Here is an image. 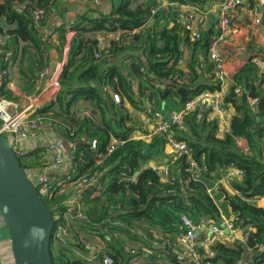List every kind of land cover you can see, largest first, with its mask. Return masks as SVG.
<instances>
[{
    "label": "trees",
    "instance_id": "16d2710c",
    "mask_svg": "<svg viewBox=\"0 0 264 264\" xmlns=\"http://www.w3.org/2000/svg\"><path fill=\"white\" fill-rule=\"evenodd\" d=\"M57 1L0 0V71H8V80L0 87V97L15 98L7 86L9 69L17 67L24 90L31 92L39 74L49 66L47 42L41 28L46 19L37 25L32 7L43 8L49 16L55 12ZM163 1L161 7L158 0L141 3L138 0H114L108 13L89 10L83 13L73 28L70 56L61 74V89L35 114L53 121L71 142L77 174L103 173L104 188L100 196L94 198L96 207L84 209L85 217L80 222L88 225L87 231L105 242L109 248L102 254L112 255L114 264H130L132 257H136L139 264L137 250L132 253L124 248L130 240L138 239L135 232L138 226L142 227L141 235L152 249L168 254L171 264H181L185 259L174 254L168 247V238L158 237L153 229L158 228L164 236L179 234L182 213L195 221H221L222 214L239 215L254 230L245 242H215L212 248L216 255L210 259L216 264H264V208L254 202L264 197V70L258 61H248L242 66L224 97L225 108L233 110L229 131L224 137L219 136L218 118L210 119L213 106L209 103L204 108L197 107L181 126L171 125V131L191 147L199 171L191 170L188 157L184 156L172 166L169 179L162 180L161 175L145 164L153 159L164 161L167 157L165 134L151 141L132 135L136 125L134 128L126 102L150 116L158 109L167 114L181 109L189 99L207 90L214 92L221 88V81L214 75L213 63L210 62L202 73L199 56V52L203 56L207 52L209 55L215 33L205 30L200 39L191 40L189 32L176 23L181 7L195 6L206 12L212 0ZM165 2L176 3V6ZM214 24H211L212 29ZM64 30L63 27L60 29V39L65 37ZM98 32H123L124 46L113 40L107 47L113 50L116 60L96 58V52L102 48L100 39L92 34ZM1 35L7 38L2 40ZM183 41L190 43L193 49L188 71L178 66L183 55ZM127 49L141 50L146 61L136 53L124 56ZM127 58L129 61L124 62ZM206 74V79H202ZM136 82L137 91L134 90ZM104 88L119 93L121 102H115L112 93ZM81 101L91 106L84 116L75 112V106ZM113 136L123 142L109 153ZM238 138L247 142V149L237 144ZM93 139L98 142L95 149L90 145ZM70 149L72 151V147ZM47 157L40 148L19 160L25 169H29L45 165ZM232 166L244 169L246 174L230 181L232 192L229 193L220 179ZM124 172L129 175L138 172L136 181L121 180ZM235 190L242 195L236 194ZM42 195L50 207L58 200H66L65 195ZM70 208L69 204L61 205L62 210ZM56 226L57 221L54 230ZM155 245H159L158 248ZM57 247L52 240L53 264H90L73 253L70 257V252L65 250L66 254L59 251L56 255ZM199 249L205 252L202 247Z\"/></svg>",
    "mask_w": 264,
    "mask_h": 264
},
{
    "label": "crops",
    "instance_id": "0c3cea01",
    "mask_svg": "<svg viewBox=\"0 0 264 264\" xmlns=\"http://www.w3.org/2000/svg\"><path fill=\"white\" fill-rule=\"evenodd\" d=\"M161 1V0H158ZM223 0H212L211 7L208 11H206L208 15V19L206 24L204 25L202 20H196V26L201 29V32L205 30H210L211 24H214V28L212 29L213 33H216V25L219 18V10L221 7V3ZM244 0V4L240 6L236 12L232 16V28L227 37V39L221 43L220 49L225 56V81L224 86L225 90L228 91L230 86L234 83V78L242 68V66L248 61H258L259 64L262 60H264V0ZM114 0H103L99 4H95L93 2H84L83 0H58L57 7L54 13L50 14L48 18L41 25L42 35L47 42V56L49 58V66L44 70L47 72L44 78H41L42 86L39 91L35 89V86L31 92H26L24 90V86L22 85V81L20 79V74L17 71V67L9 69V81L7 83L8 88H10L14 94L15 98L10 99H21L24 95L27 94H50V88L52 84V76L57 73L61 66H65L68 62L70 56V47H71V39L72 35L70 30L67 29V26L70 22L77 20L83 13L86 11H93L96 13H108L113 4ZM164 3V2H163ZM167 2H165L166 4ZM252 3H254L252 5ZM168 4V3H167ZM166 4V5H167ZM176 6V5H175ZM178 7V6H177ZM253 8H257L256 12L253 11ZM198 10H200L198 8ZM201 11V10H200ZM256 17H259L260 22H256ZM211 19H214L211 22ZM163 26V23L160 24ZM64 28V39H60V29ZM123 32H98L92 34L93 36H97L100 39V46L102 49L108 47L109 44L113 40L118 37H121ZM182 36H185V33L182 32ZM1 38L4 40L7 36L1 35ZM124 40V39H123ZM192 40V39H191ZM63 41V45L61 42ZM125 43V42H124ZM162 44V42H161ZM183 55L181 60L179 61V68L188 71V62L192 57V45L185 41L182 42ZM140 54L142 60L146 61V57L141 50L132 51L127 49L124 52V56H131L132 54ZM200 60L202 62V73L206 70L209 64L212 63L208 52L206 56H203L202 52H199ZM208 62H206V60ZM129 61L127 58L124 62ZM211 62V63H210ZM43 71V72H44ZM206 75L202 76V79H206ZM39 79V78H38ZM138 84L137 82L134 85V90L137 91ZM165 104V101L162 102ZM209 103L213 106V110L210 113V119L218 118L219 120V136L224 137L225 132L222 130L224 128L225 121L229 122L230 114L232 113V109H226L225 107L221 110L216 108L210 101L203 102L197 107L204 108L205 104ZM47 104L46 99H44L42 105L39 109L45 107ZM127 108H129L131 116L132 112L136 110V108L132 107L130 103L126 102ZM91 106L81 101L75 106V111L77 115L84 116L90 112ZM39 109L31 110L30 115H34L37 113ZM138 110V109H137ZM179 110V109H178ZM175 111V110H173ZM172 111V112H173ZM171 113V112H169ZM167 113L166 115H168ZM138 121L136 124V129L133 132V137L136 139H141L146 132H148L150 128V124L146 121V117L148 116L143 111L137 112ZM184 127V126H183ZM52 143H60L63 146L64 156H65V165L62 169L63 173H68L74 169H76V165L74 162L73 156V145L66 136L58 131L52 129H43L37 139L34 141V145L36 149H42L45 154H47V159H51V152L48 150V146ZM242 148L247 149V142L241 141ZM72 147V151L71 148ZM32 150V151H34ZM31 151V152H32ZM165 152L167 157L162 160H151L145 164L148 167L161 166L163 163L167 162L169 158V148L165 146ZM38 166L37 168H40ZM35 168V167H32ZM138 173V172H135ZM214 174V173H213ZM162 180L166 181V177H162ZM220 182L224 184V187L228 190V192H232L231 183L226 180L225 175H222ZM66 199H70L68 202L69 206L72 209V216L68 220L67 229L63 234V238L59 241H56L57 248L59 246H65V249H69V252L73 253L74 256L83 258L87 261L89 257L94 254V249L96 247H101L104 251H108V246H106L105 242L98 236L89 231H87L88 225L82 224L80 221L85 217H76L74 215V210L76 207L81 208L84 212V209H94L96 204L94 202V198L100 196V193L95 190L94 186H90L85 190H77L75 188L70 189L67 193ZM254 202L264 208V197L257 198ZM71 203V204H70ZM233 213L230 214V217ZM225 214H222L221 221H196V223L201 225H211L213 223L218 224L225 232V236L223 238H219L216 236H209L210 231L206 228H202L198 232V239L200 240L199 247H202L205 252H209L212 250L213 245L217 241L225 242L227 244H232L236 240L246 241L247 232L253 231V227L244 228L242 231H233L228 229L226 226L227 220L230 218ZM144 226L147 227L146 223H143ZM141 226L136 227V234L138 235V239L136 241L130 240L127 246H124L125 250L128 252L130 249H136L139 261L141 264H171V258L165 252H160L156 249H152L150 243L147 244L148 241L145 236H142ZM138 230V231H137ZM227 230H229L227 232ZM153 233H158V237L160 238H168L167 244H169L170 250L180 259H186V248L183 246L178 239L179 234L174 235H166L162 233L158 228L153 229ZM157 244V243H154ZM158 248L159 245H155ZM162 247V246H160ZM84 248V249H83ZM166 249V248H165ZM200 250V249H199ZM153 257V260L151 259ZM247 261V260H245ZM90 262V261H89ZM0 264H15L14 256L12 252V242L10 239V234L4 218L0 212ZM91 264V262H90Z\"/></svg>",
    "mask_w": 264,
    "mask_h": 264
},
{
    "label": "built area",
    "instance_id": "2783aa9c",
    "mask_svg": "<svg viewBox=\"0 0 264 264\" xmlns=\"http://www.w3.org/2000/svg\"><path fill=\"white\" fill-rule=\"evenodd\" d=\"M84 2H93L95 4L101 3L103 0H83ZM173 6L176 3H168ZM244 4V0H223L219 10V18L216 25V33L211 40L209 47V57L214 66V75L216 80L221 81V88L214 92L205 91L202 94L189 99L185 105L179 109L175 110L168 115H166L161 109H158L153 116L148 115L146 121L150 124L148 132L142 137L145 141H151L160 135L165 134L166 146L169 148V158L166 163L161 166L152 167L161 177H166L169 179L172 173V166L176 164L177 160L181 157H188L190 162L191 170H200L197 162L192 158V149L189 144L178 138L176 134L171 131V125L181 126L184 123L185 118L191 114L198 105L203 102L210 101L216 108L222 109L221 105L224 104V97L228 94L225 90L224 81L225 77V56L220 49L221 42L225 40L232 28V15L235 10ZM32 12L34 15L35 23L38 25L43 20L48 18V12L43 8L32 7ZM258 9L253 8L256 12ZM156 10H153L155 13ZM202 20L204 25L208 19L206 12L198 10L195 6L185 5L178 9L176 16V23H178L182 29L189 32L192 40L200 39L202 37L201 29H199L195 21ZM80 17L68 24L67 29L70 30L71 34L74 33V26L79 22ZM256 22L259 23V17H256ZM124 38L118 37L115 40L119 41L118 44L124 46ZM96 58L98 60L114 61L117 56L113 50L109 48L102 49L96 52ZM260 66L264 70V60L261 61ZM64 66H61L57 73L52 76V84L50 88V94H27L21 99H9L6 97H0V132L4 134L12 143L13 148L18 155L19 159L25 157L34 150V141L43 129L58 130L53 121L45 120L44 117L39 114L30 115L31 110L39 109L42 105L44 99L47 102H51L53 97L61 89V74ZM47 74L46 71L39 74V79L36 81L35 89L39 91L42 86L41 78H44ZM8 80V71H0V87L6 83ZM158 87L162 88L160 83H156ZM106 92L112 93V98L115 102L120 103L122 98L117 92H112L110 88H104ZM239 91V89H237ZM255 101V100H254ZM171 116L172 122H168V116ZM225 133L229 131V122L225 121L224 128L222 129ZM59 131V130H58ZM241 141L243 138L237 139V144L242 148ZM117 137L113 136L108 147V152H113L120 143ZM97 140L93 139L90 141L92 149L97 148ZM76 147L74 146V150ZM48 150L51 152V159H49L45 165L40 168H29L26 169L31 179L35 182L39 191L42 194H47L49 197L67 195L70 189L85 190L90 186H94L95 190L101 193L104 188V183L102 181V172L92 173V174H77L76 169L63 173L62 169L65 165V156L63 151V146L60 143H52L48 146ZM206 169V167H204ZM246 174L245 170L238 167L232 166L228 174L225 176L226 180L229 182L234 178H242ZM138 173L129 175L127 172L122 173L121 180H127L135 182ZM174 179V176H172ZM238 195H242L240 191H234ZM71 200L66 199L64 201H56L53 206L50 207L54 213L55 219L57 221V226L53 232V240L59 241L63 238V234L67 229V224L69 218L72 216V209L62 210V203L68 204ZM71 204V203H70ZM74 215L76 217H84V212L81 208L76 207L74 210ZM56 224V222H55ZM228 229L235 232L242 231L244 228L252 227L247 225L245 220L237 214H233L226 223ZM180 233L178 236L179 242L185 246L187 252L186 259L181 262V264H216L210 258H213L216 253L212 249L209 252H201L199 250V239L198 232L202 228H206L210 231L209 236H216L223 238L225 236L224 230L216 223L211 225H201L196 223V221L188 214H180L179 223ZM251 231L247 232V236ZM262 247V246H260ZM135 253L134 249L130 250ZM103 249L101 247H96L94 249V254L88 258L91 264H114L115 259L110 254H102ZM252 252H255L254 250ZM130 264H137V258L132 257L129 261Z\"/></svg>",
    "mask_w": 264,
    "mask_h": 264
},
{
    "label": "water",
    "instance_id": "95a60500",
    "mask_svg": "<svg viewBox=\"0 0 264 264\" xmlns=\"http://www.w3.org/2000/svg\"><path fill=\"white\" fill-rule=\"evenodd\" d=\"M168 122H172L170 115ZM0 212L10 234L15 264H53L50 245L54 213L21 165L12 143L1 132Z\"/></svg>",
    "mask_w": 264,
    "mask_h": 264
},
{
    "label": "rangeland",
    "instance_id": "374dc122",
    "mask_svg": "<svg viewBox=\"0 0 264 264\" xmlns=\"http://www.w3.org/2000/svg\"><path fill=\"white\" fill-rule=\"evenodd\" d=\"M143 1H145V0H138V2H140V3L143 2ZM163 2H164L163 0L160 1V6H161V7H163ZM156 7H157V6H156ZM2 40H4V38H3ZM90 108H91V107H90ZM138 111H139V110L136 109L134 112H132L133 117L131 116V117L133 118L131 122H132L134 128H135V125L137 124V121H138V117H137V116H138V115H137V112H138ZM75 112H76V111H75ZM130 115H131V113H130ZM80 116H81V115H80ZM100 194H101V193H100ZM102 195H103V194H102ZM102 195H101V196H102ZM59 247H61V248H57V251H55V254H56V255L60 254V252H63V250L69 252V249H64L65 246H59ZM59 251H60V252H59ZM63 253H65V252H63ZM65 254H66V253H65ZM69 256H70V257L72 256V255H71V252H70Z\"/></svg>",
    "mask_w": 264,
    "mask_h": 264
}]
</instances>
